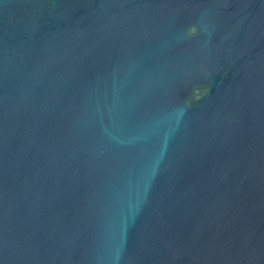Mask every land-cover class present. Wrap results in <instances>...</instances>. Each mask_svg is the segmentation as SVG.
Returning <instances> with one entry per match:
<instances>
[{
  "label": "water",
  "instance_id": "water-1",
  "mask_svg": "<svg viewBox=\"0 0 264 264\" xmlns=\"http://www.w3.org/2000/svg\"><path fill=\"white\" fill-rule=\"evenodd\" d=\"M0 264H264V0H0Z\"/></svg>",
  "mask_w": 264,
  "mask_h": 264
}]
</instances>
